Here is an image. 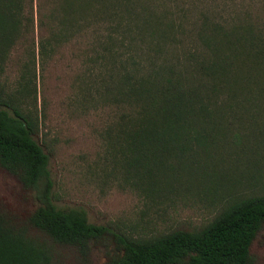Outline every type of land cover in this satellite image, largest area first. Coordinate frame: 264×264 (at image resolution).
Listing matches in <instances>:
<instances>
[{
    "label": "trees",
    "instance_id": "16d2710c",
    "mask_svg": "<svg viewBox=\"0 0 264 264\" xmlns=\"http://www.w3.org/2000/svg\"><path fill=\"white\" fill-rule=\"evenodd\" d=\"M231 1L214 15L201 12L188 31L189 18L180 16L178 27L192 44L174 39L169 57H156L157 49L148 63L129 57L119 65L104 132L148 186L181 181L201 169L203 156L222 149L264 161V0ZM153 2L0 0V39H36V32L38 39H70L108 19L110 30L123 25L130 33L134 18L163 39L176 23L149 12ZM39 136L31 115L0 100V167L38 203L23 219L0 210V264H53L59 246L76 253V264H93L95 247L105 249V264H256L251 246L264 230V186L230 196L199 227L137 236L90 222L84 208L55 203L51 153Z\"/></svg>",
    "mask_w": 264,
    "mask_h": 264
},
{
    "label": "rangeland",
    "instance_id": "374dc122",
    "mask_svg": "<svg viewBox=\"0 0 264 264\" xmlns=\"http://www.w3.org/2000/svg\"><path fill=\"white\" fill-rule=\"evenodd\" d=\"M163 1L148 6L155 16L166 15L167 21L176 23L163 39L152 36V28L144 27L140 19L136 22L137 18L131 21L130 33L123 25L110 30L113 21L108 19L81 29L70 39H38V32L36 39H0V100L31 115L38 124L37 138L51 153L55 203L84 208L90 222L137 236L178 226L199 227L230 196L264 186V161L258 164L228 157V149L203 156L201 169L186 173L181 181L148 186L109 147L104 132L110 119L109 90L120 76L121 61L132 57L148 63L157 49L156 57H169L174 39L192 44L190 33L183 35L178 27L180 16L189 18L184 23L188 31L189 21L201 12L214 15L226 1L232 2ZM139 26L144 30L141 35ZM158 39L160 46L156 47ZM37 204L34 192L0 167V210L23 219ZM251 252L256 264H264V230ZM91 258L93 264H105V249L95 247ZM52 261L76 264V253L59 246Z\"/></svg>",
    "mask_w": 264,
    "mask_h": 264
}]
</instances>
